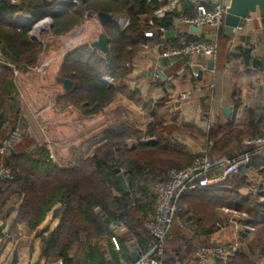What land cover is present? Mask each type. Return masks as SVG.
<instances>
[{
  "label": "trees",
  "instance_id": "16d2710c",
  "mask_svg": "<svg viewBox=\"0 0 264 264\" xmlns=\"http://www.w3.org/2000/svg\"><path fill=\"white\" fill-rule=\"evenodd\" d=\"M161 6L164 3L159 4V0H85L74 5H66L63 0L0 3V145L15 131L23 132L11 151L0 155V167L10 168L15 176L13 181L0 179V215L12 199L18 198L12 234L16 225H26L36 231L57 208L62 209L58 228L42 245L43 257L48 261L86 264L85 257L90 260L89 264H106V250L101 244L107 241L114 245L113 239L117 238L111 227L116 222L135 237L139 253H147L155 244L147 224L155 216L159 195L156 186L167 182L172 170L191 167L205 156L190 154L183 146L169 143L166 138L180 129L163 119L164 104L152 107L144 103L138 90L133 91L126 85L131 74L127 65L144 46L157 45L165 38V34L148 24ZM100 13L115 19L104 27L110 53L103 55L88 44L67 51L59 77L71 81L73 87L57 97L58 107L76 109L84 118H92L122 96L135 106H141L148 113L149 122L141 129L136 121H116L95 137H104V141L91 154L81 155L68 165L59 164L50 159L47 146L40 147L21 127L23 118L19 106L14 108L11 104L16 102L12 98L16 95L15 71L36 67L42 53L47 51L48 48L32 36L41 21L49 19L51 34L60 39ZM180 17L186 18L175 11L169 12L157 25L169 27ZM20 18H28V21L21 22ZM121 19L129 21L127 28L120 27ZM148 31L154 33L153 38L145 37ZM191 42L197 41L177 42L171 48ZM166 48L170 47L162 46L160 50ZM245 59H248L247 54ZM201 137L213 144L214 152L206 154L213 161L223 156L230 161L248 156L249 162L245 172L228 177L222 185L187 191L180 196L165 240V264H197L198 250L213 246L209 238L217 231L218 213L224 210L246 215L252 226L259 227L258 234L264 239V150L244 144L246 140L264 137V132L250 119L242 130L234 128V123L230 122ZM145 139L155 142L147 144ZM129 142L135 147L130 148ZM222 172L223 169H219L209 176H219ZM256 175L262 179L257 187L253 179ZM128 239L123 237L118 241L120 251ZM75 247L81 249L82 254L73 258L71 252ZM127 262L132 264L130 256ZM219 264L252 263L241 251H236Z\"/></svg>",
  "mask_w": 264,
  "mask_h": 264
},
{
  "label": "crops",
  "instance_id": "0c3cea01",
  "mask_svg": "<svg viewBox=\"0 0 264 264\" xmlns=\"http://www.w3.org/2000/svg\"><path fill=\"white\" fill-rule=\"evenodd\" d=\"M43 1L49 2L50 0ZM200 1L207 5L208 8H213L216 0ZM219 1L228 7L231 4V0ZM159 4L161 3L159 2ZM175 12L180 16L193 18L195 16L194 2L192 0H182ZM92 18H89L86 24ZM177 19L175 18L172 21L173 25L171 23L169 27H165L168 31L164 40H160L157 45L149 44L144 46L141 53L132 63L127 65V68L131 70V74L126 79L127 87L133 91L138 90L144 103L152 107L163 103L164 107L161 111L163 119H165L167 124L175 125L180 129L179 132L174 133V135L178 134V136H168L166 138L167 141L171 144L183 146L190 154L196 155L205 154L203 153L205 151L214 152L213 144L207 143L206 138L201 137V134L209 135L211 130L224 127L230 122L234 123V128L242 130L252 119L255 125L264 132V23L260 14L258 12L253 13L243 20L241 25L244 27V31L241 33L235 31L231 37H227L223 29L220 34L223 32V36L226 38L219 34V50L215 59H209L204 56L179 59L161 58L160 49L162 46L171 47L177 42L190 39H195L197 42L213 40V38H210L211 29L191 28L185 25L176 26ZM20 21L27 22L28 18H20ZM99 25L102 33H104V26L100 22ZM47 26H49L48 22L45 20L41 21L33 30L32 36L37 34L42 37L47 32ZM171 32H173V35H171ZM87 36L89 37L87 34L84 39ZM59 40L65 43L66 39L60 38ZM45 41L46 39H43L41 42L45 44ZM161 43L163 44L162 46ZM92 44L90 45L92 46ZM66 53L65 48L61 50L56 47L48 48L39 58L40 74L33 71L29 74L37 76V79L32 77V84H28V88L25 85V89L23 88L24 86H19L18 83H15L16 95L12 96L13 99L18 94H21V89L34 94L32 99L22 100V104L27 108V112H29L33 120L36 117L41 120L47 117L44 115L47 110L44 104L45 101L43 102L37 97L36 88L45 92L49 90L52 93L51 88L61 84L59 82L61 77L58 76V71ZM246 54L248 55L247 60L245 59ZM211 61H213L212 67L209 64ZM45 71L48 73L52 72L54 78H52L54 80L52 84L49 83L51 79L43 76L47 73ZM157 73H161L164 78H160ZM196 73L199 74L198 77L195 76ZM56 89L60 88L56 87ZM61 91L56 90L55 93H52L55 99L56 96L58 97L66 92ZM183 96H189L190 99L185 101L182 98ZM116 99L117 101L115 100L112 103H117L114 107L117 110L125 109L127 115L131 117L134 114V109H136L135 105L122 96H118ZM15 106H19L21 111L22 108L19 104H15ZM227 109H231L229 115H226ZM115 118L116 121H126L124 115ZM23 119H26L25 116ZM107 121L110 120L107 119ZM113 124L112 122H106L105 125L110 127ZM179 134L184 136L179 138ZM195 138L203 139V149L196 150L197 143L201 142V140ZM144 141L147 144L153 143L152 140L149 141L148 139ZM129 143L132 144V142ZM50 153L53 155V151ZM224 158L227 159L224 156L220 159ZM256 177L257 175L253 178L256 181L255 187L262 182L260 177ZM17 199H12L5 212L0 215V228L5 225V228L0 232V245H2L0 264H57L60 261L63 262V260L48 261L43 257L42 252L45 238L58 228L63 210L57 208L56 210H60L59 214L55 215V210L36 231L30 230L26 225H16L15 231H12L13 233L11 234L12 222L17 214L18 205L16 202H19L16 201ZM231 212L224 210L218 213L217 231L211 235L209 240L213 246H237V252L241 251L249 258L250 263L264 264V239L258 234L259 227L252 226L246 215L244 218V214L237 213L238 217H233L229 214ZM46 228H49V231L42 234V231ZM111 228L118 239H115L117 243L125 236H128L129 239L124 242L121 251L119 245V250H117L116 247H113L114 243L112 246L111 243L103 241L101 245L106 250L105 263L128 264L127 257L130 256L132 264H136L133 262V254L137 253L139 258L142 254L139 253V248L135 245V237L130 233L128 234V230L119 222L114 223ZM76 253L77 247L73 249L71 256L75 258ZM219 261V258L214 257L206 264H219ZM84 263L89 264L90 260L84 257ZM197 264L200 263L198 262Z\"/></svg>",
  "mask_w": 264,
  "mask_h": 264
},
{
  "label": "built area",
  "instance_id": "2783aa9c",
  "mask_svg": "<svg viewBox=\"0 0 264 264\" xmlns=\"http://www.w3.org/2000/svg\"><path fill=\"white\" fill-rule=\"evenodd\" d=\"M6 0H0V3ZM85 0H63L66 5H74ZM182 0H159L164 6L156 9L152 19L149 20L150 28L158 30L163 35L167 33L164 26H158L157 23L164 20L169 12L175 11ZM195 6V16L193 18L180 17L176 21V26L185 25L191 28H209L212 31L210 38L213 40H204L200 42L183 43L181 46L166 48L161 51V58L164 59H179L187 57L204 56L209 59H215L219 50V34L224 29L225 17L227 15L228 6L219 0L214 1L213 8H208L200 0H192ZM119 25L122 29L129 26V21L126 19L120 20ZM244 27L240 26L236 32L241 33ZM154 33L148 31L145 37L153 38ZM70 43L66 44V51L72 49ZM2 61L0 57V62ZM199 76L198 73L195 75ZM183 100H189V96H183ZM23 135L22 131H15L8 140L0 145V155H7L11 151L15 142L19 141ZM104 141V137H99L93 142H90L85 147L86 151H91L94 147ZM247 147H255L264 150V137L249 139L244 142ZM50 159H54V155H50ZM249 157L245 156L239 160L220 159L213 161L208 155L197 159L191 167L183 170H172L169 173L168 181L157 185L159 193L156 204L154 219L147 224V228L155 239L154 246L145 254L140 256L136 264H165L163 261L165 240L172 227L176 204L182 194L187 191H196L200 188L218 186L225 183L230 176L245 172ZM223 169L219 176L210 177L209 175L216 170ZM0 179L3 181H13L15 176L12 170L6 166L0 167ZM264 203V201H263ZM237 214V213H236ZM245 218V215H244ZM253 230V229H252ZM113 243L119 250L118 243L113 239ZM238 250L237 246H212L204 247L196 253L200 264H206L211 258L217 257L220 261H227ZM57 264H63L60 261ZM180 264V263H176Z\"/></svg>",
  "mask_w": 264,
  "mask_h": 264
},
{
  "label": "rangeland",
  "instance_id": "374dc122",
  "mask_svg": "<svg viewBox=\"0 0 264 264\" xmlns=\"http://www.w3.org/2000/svg\"><path fill=\"white\" fill-rule=\"evenodd\" d=\"M90 20L87 24L74 30L67 36L61 37L62 39L63 38L66 39L65 43L64 41L53 37V35L51 34L52 23L49 19H45V21L49 23V26L46 27L47 32L43 34L42 37H40L37 34H34L33 36H34V39L39 40V41L46 39L44 45L47 48H50V47L57 48L61 46V48L58 50H61L62 48L64 49L65 45L70 43L72 39H74L71 45L72 49L83 46L84 44L90 45L98 41L101 34H104L102 33V29L97 20V15L93 16V18ZM87 34L89 35V37L87 36L85 37L86 39H84V36H86ZM40 68H39V63H38V65L32 69H28L24 71L16 70L15 71L16 83H18L19 86H24L23 87L24 89L26 87L25 85H27V88H28L29 87L28 84H32V80H33L32 77L37 79V76H32L29 74H31L32 71L40 74L41 72ZM50 72L45 73L43 76H45L48 79H51L49 80V83L52 84L54 80H52L53 75H52V72L51 74ZM59 72L60 71H58V76H59ZM54 87L51 88L52 89L51 92L53 91L52 93H55L56 90L57 91L62 90L61 92L65 91L63 85L61 84H58V86H54ZM56 87L60 89H56ZM36 90H37L36 91L37 97L40 98L43 102L45 101L44 104L47 107V110H46V114L44 115H46L47 117L43 120L37 117L35 118V120H33L30 117L29 112H27V108L22 104L23 103L22 100L32 99V97H34V94L33 92L28 93V92H25V90L21 89L20 91L21 94L20 95L18 94L15 97V100H16L15 103L19 104L20 107L22 108L21 117L23 118L25 116L26 118L25 120L23 119V123L21 127L23 128V131L27 129H28L27 132L30 131L27 134H29V136L33 140H35L39 144L40 147L47 146L50 152L53 151L54 159L52 160L54 162L55 161L58 162L59 164L68 165L71 161L73 162L74 159L79 158L81 155L86 156L88 155V153L91 154L92 150L100 146L103 143V141L100 142V144L94 147L91 151H86L85 147L87 146L88 143L95 141L96 140L95 137L100 136L103 130L107 128L105 125L106 122L116 123L115 117H121L124 115V118L126 119V121L130 123H135L136 121V124L139 123V127L141 129H145V126L149 122L148 113H145L141 106H135L136 109H134V114L131 115V117H129V115H127V113L125 112V109L117 110V108L114 107V105L117 103L112 104V106L110 105V107H107L105 111L99 116H95L92 118H84L81 112L76 109H61L60 107H58V104L56 101L57 96L55 99V96L52 93H50L48 89H47L48 91L46 90L47 92L40 91L39 88H36ZM15 103L14 102L11 103L13 107L15 106ZM102 115H106V116H102ZM38 117L40 116L38 115ZM102 117L103 118L105 117V118L103 119ZM107 119L110 121H107ZM40 130L42 133L39 132ZM174 136H178V134H175ZM180 136H184V135L179 134V138H181ZM195 139L201 140L199 138H195ZM45 141L46 143H44ZM152 142H155V141L153 140ZM129 147L132 148V147H135V145L133 143L132 144L129 143ZM197 149L198 150L203 149V139L201 140V142L197 143L196 150ZM203 153H205V155L207 154L206 151ZM156 190H157V186H156ZM229 214L232 215L233 217H238V215L234 212H231ZM126 237L129 238L128 236H125L124 238ZM81 254H82L81 249L77 248V253L75 257H79L81 256Z\"/></svg>",
  "mask_w": 264,
  "mask_h": 264
},
{
  "label": "water",
  "instance_id": "95a60500",
  "mask_svg": "<svg viewBox=\"0 0 264 264\" xmlns=\"http://www.w3.org/2000/svg\"><path fill=\"white\" fill-rule=\"evenodd\" d=\"M259 13L261 19L264 23V0H231V4L228 7L227 15L225 17V26H224V34L227 37H231L236 29L240 26L241 22L247 19L253 13ZM98 20L102 26H106L109 23L115 22V19L112 16H109L104 13H100L98 15ZM173 35V32H171ZM109 40L104 35L101 34L99 40L92 44L93 48L98 49L103 54H109ZM210 67L213 65V61L210 63ZM160 78H164L161 73H157ZM59 82L63 85L64 90L66 92L70 91L73 87V83L64 78H59ZM231 109L226 110V115H229ZM12 209V208H11ZM11 211V210H10ZM60 210L55 211V215H58ZM10 213V212H9ZM5 228V225L0 228V232ZM49 228H46L42 231V234L48 232ZM133 262H137L139 259V255L137 253L133 254Z\"/></svg>",
  "mask_w": 264,
  "mask_h": 264
}]
</instances>
